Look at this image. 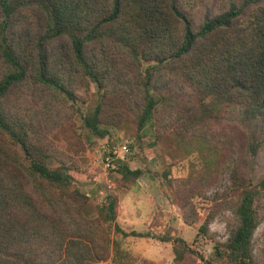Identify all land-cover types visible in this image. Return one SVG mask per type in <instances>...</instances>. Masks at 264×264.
Masks as SVG:
<instances>
[{"label": "trees", "instance_id": "1", "mask_svg": "<svg viewBox=\"0 0 264 264\" xmlns=\"http://www.w3.org/2000/svg\"><path fill=\"white\" fill-rule=\"evenodd\" d=\"M0 12V264L111 257L113 264H155L112 244L110 226L122 236L149 234L119 227L114 195L90 218L68 166L47 163L57 148L44 144L38 121L22 118L10 100L31 83L44 119L58 113L55 102L94 82L100 101L82 123L104 137L100 116L111 80L123 84L117 105L129 109L136 135L153 123L155 135L168 131L184 153L203 157L204 173L191 180L229 173L234 197L217 200L234 215L226 240L204 258L180 237H159L172 242L173 263L262 264L251 240L264 216V174L252 181V159L264 143V0H0ZM172 81L192 89L188 101L175 99ZM228 113L234 123L225 121ZM248 120L258 123V134L245 128ZM118 173L129 186L142 172L124 165ZM194 183L181 187L189 193ZM210 219L198 234L206 235Z\"/></svg>", "mask_w": 264, "mask_h": 264}, {"label": "rangeland", "instance_id": "2", "mask_svg": "<svg viewBox=\"0 0 264 264\" xmlns=\"http://www.w3.org/2000/svg\"><path fill=\"white\" fill-rule=\"evenodd\" d=\"M221 0H207L208 4H219ZM205 9L197 12L196 20ZM1 17V12H0ZM113 89L104 101L105 110L100 116V128H105L112 141L126 139L133 150V163L130 170L140 168L141 174L129 186L120 182V173L105 171L98 153V137L84 126L82 115L100 101V90L94 82L88 86L75 88L77 97L55 102L58 113L52 116L43 113L44 103L37 96L31 83H24L20 90L13 93L10 100L15 103V110L27 121H38L42 131V141L57 148L56 155L50 156L47 163L51 167L68 166V172L75 178L77 186L87 196L85 212L90 218L98 215V206L107 195L117 199L116 222L124 231L135 230L149 236H122L109 227L111 242L127 252L131 259L147 260L155 264H174L172 242L159 237H180L193 246L204 258L211 256L215 242L227 238V224L234 218L228 207H221L218 197H234L230 176L226 170L210 173L203 182L191 180L204 173L203 157L197 152L184 153L172 135L166 131L155 135L154 124L143 130H136L131 120L129 109L118 107L117 92L123 87L122 82L110 81ZM172 94L179 102L189 99L190 87L172 81ZM16 94V95H15ZM225 121L233 122L232 113L225 116ZM112 122L116 125H110ZM252 134L259 133L258 123L248 120L245 123ZM105 136V135H104ZM172 137V138H171ZM252 181L264 174V143L253 156ZM195 182L192 191L181 186ZM210 216L205 236L198 234V228L204 219ZM252 251L257 262L264 264V216L252 235ZM99 264H113L112 257Z\"/></svg>", "mask_w": 264, "mask_h": 264}, {"label": "built area", "instance_id": "3", "mask_svg": "<svg viewBox=\"0 0 264 264\" xmlns=\"http://www.w3.org/2000/svg\"><path fill=\"white\" fill-rule=\"evenodd\" d=\"M97 150L102 166L108 173L117 174L120 166L132 167L133 150L126 139L111 141L106 135L99 142Z\"/></svg>", "mask_w": 264, "mask_h": 264}]
</instances>
